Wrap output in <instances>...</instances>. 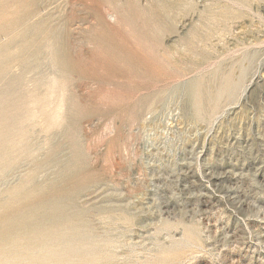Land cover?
<instances>
[{"label": "rangeland", "instance_id": "obj_1", "mask_svg": "<svg viewBox=\"0 0 264 264\" xmlns=\"http://www.w3.org/2000/svg\"><path fill=\"white\" fill-rule=\"evenodd\" d=\"M0 264H264V0H0Z\"/></svg>", "mask_w": 264, "mask_h": 264}, {"label": "bare ground", "instance_id": "obj_2", "mask_svg": "<svg viewBox=\"0 0 264 264\" xmlns=\"http://www.w3.org/2000/svg\"><path fill=\"white\" fill-rule=\"evenodd\" d=\"M72 34V33H71ZM54 36H55V34H54ZM63 37V36H62ZM99 39V38H98ZM40 41H42V40H40ZM40 41H39V43H40ZM116 45V44H115ZM118 46V45H117ZM119 46H122V45H119ZM138 48H140V47H138ZM77 52V51H76ZM80 53V52H79ZM83 54H84V52H83ZM83 54H82V56H83ZM86 58V57H85ZM108 59V58H107ZM86 60V59H85ZM119 61V60H118ZM106 62V61H105ZM80 64H81V62H80ZM70 69V68H69ZM132 69V68H131ZM124 70V69H123ZM134 70V69H133ZM135 71V70H134ZM129 74H131V73H129ZM138 75V74H137ZM133 76H134V73H133ZM131 77H132V74H131ZM134 77H136V75L134 76ZM133 78V77H132ZM134 79V78H133ZM138 79V78H137ZM137 82V81H136ZM106 83V81L104 82V84ZM132 83H133V80H132ZM138 83H139V81H138ZM138 83H137V85H138ZM102 84H103V81H102ZM115 84V83H114ZM117 84V83H116ZM119 84H120V82H119ZM134 84H136L135 83V81H134ZM141 84H142V82H141ZM117 87H118V85H116ZM140 86V85H139ZM132 87H133V85H132ZM135 87V86H134ZM144 87V86H143ZM146 87V86H145ZM149 87V86H148ZM142 88V87H141ZM132 89V88H131ZM130 89V90H131ZM129 90V89H128ZM134 91H137V89L136 90H134ZM6 114V113H5ZM5 119H7V118H5ZM4 120V119H3ZM10 120V119H9ZM15 120V119H14ZM16 120H18V119H16ZM10 123V122H9ZM8 123V124H9ZM19 126V125H18ZM8 135H9V133H8ZM3 152V151H2Z\"/></svg>", "mask_w": 264, "mask_h": 264}]
</instances>
